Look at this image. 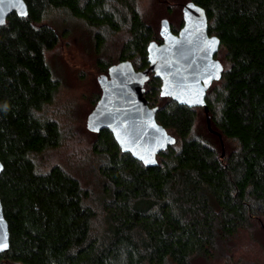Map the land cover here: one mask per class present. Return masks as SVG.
Masks as SVG:
<instances>
[{
  "label": "trees",
  "instance_id": "obj_1",
  "mask_svg": "<svg viewBox=\"0 0 264 264\" xmlns=\"http://www.w3.org/2000/svg\"><path fill=\"white\" fill-rule=\"evenodd\" d=\"M112 1L24 0L27 16L12 12L0 26V201L9 232L0 264H192L239 229L264 228V0H191L219 39L222 70L206 90V114L161 96V80L149 73L143 96L175 139L155 166L122 152L101 129L91 131L93 175L59 162L38 167L37 156L62 140L57 120L42 114L58 89L46 59L63 33L53 14L113 30L128 22L121 54L101 61L100 73L121 60L144 69L148 43L162 42L136 0ZM113 5L126 10L122 20Z\"/></svg>",
  "mask_w": 264,
  "mask_h": 264
},
{
  "label": "water",
  "instance_id": "obj_2",
  "mask_svg": "<svg viewBox=\"0 0 264 264\" xmlns=\"http://www.w3.org/2000/svg\"><path fill=\"white\" fill-rule=\"evenodd\" d=\"M12 12L27 16L24 0L18 3L0 0V18L4 23ZM181 13L183 23L176 33L171 31L167 18L160 19L162 42L148 43L147 67L135 70L129 60H121L108 66L106 74L97 76L100 97L86 117L88 130L107 129L122 152H128L148 167L155 166L156 154L175 140L156 122V107L149 106L143 96V84L149 73L161 80V96L189 107H202L206 114V90L211 81L220 77L222 70L220 61L214 57L219 39L208 34L204 9L189 0L182 4ZM205 120L211 130L209 116L206 115ZM2 168L0 162V172ZM0 242L7 245L0 248L1 253L9 246L8 225L1 201Z\"/></svg>",
  "mask_w": 264,
  "mask_h": 264
},
{
  "label": "rangeland",
  "instance_id": "obj_3",
  "mask_svg": "<svg viewBox=\"0 0 264 264\" xmlns=\"http://www.w3.org/2000/svg\"><path fill=\"white\" fill-rule=\"evenodd\" d=\"M185 1L136 0V6L145 21L161 37L160 19L167 18L170 26L181 27V6ZM109 3L115 4L112 0ZM113 8L118 9L117 16L120 19L126 15L123 6L113 5ZM53 15L58 20L57 27L63 33L57 46L46 52V59L58 81V89L42 114L57 120L62 140L55 149L44 150L38 155L37 165L45 171L59 162L71 172L93 175L92 169L97 157L90 150L93 135L86 128V117L92 108V97L101 92L96 80L100 74L101 61L117 60L128 37V22L123 21L121 29L113 30L91 27L63 11H56ZM199 125L202 129L203 121ZM77 167L81 169L76 171ZM90 175H80V178L84 184L90 183L88 188L91 195H96L98 185L91 184L93 178ZM92 200L97 205L94 197ZM192 264H264V228L254 222L247 228L239 229L219 246L214 256L194 257Z\"/></svg>",
  "mask_w": 264,
  "mask_h": 264
},
{
  "label": "snow or ice",
  "instance_id": "obj_4",
  "mask_svg": "<svg viewBox=\"0 0 264 264\" xmlns=\"http://www.w3.org/2000/svg\"><path fill=\"white\" fill-rule=\"evenodd\" d=\"M9 2L12 3L13 0H9ZM16 2L18 3V2H20V0H16ZM2 23H4V20H3L2 18H0V24H2ZM6 246H7V245H6L5 243L0 242V248H4V247H6Z\"/></svg>",
  "mask_w": 264,
  "mask_h": 264
}]
</instances>
